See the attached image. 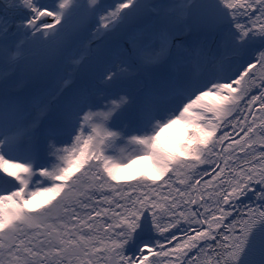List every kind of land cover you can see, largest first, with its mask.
I'll list each match as a JSON object with an SVG mask.
<instances>
[{"label":"snow or ice","instance_id":"snow-or-ice-1","mask_svg":"<svg viewBox=\"0 0 264 264\" xmlns=\"http://www.w3.org/2000/svg\"><path fill=\"white\" fill-rule=\"evenodd\" d=\"M90 3L97 7L85 14L94 16L100 6ZM77 6L58 0L57 11L37 0L11 6L0 0V34L7 37L10 16L18 15L26 18L17 28L56 40L65 35L62 19ZM141 7L140 0H121L100 16V26L123 23ZM172 7L180 17L201 9L209 26L223 25L220 47H230L235 59L225 67L228 53L214 56L219 71L198 80L189 71L162 74L136 104L137 135L129 143L139 150L127 160L113 158L123 136L104 123L119 105L85 112L88 89L69 98L59 119L39 134L37 117L29 122L24 106L0 101V173L18 185L0 183V264H264V131L257 128L260 122L264 129V0H181ZM175 38L164 25L144 33L140 70L198 64L201 52L195 59L174 55ZM0 55L8 57L6 42ZM124 73L123 64L120 71L106 67L100 83L110 88ZM225 125L239 138L221 131ZM61 135L74 143L54 153L62 162L50 170L41 163V141ZM178 232L183 239L173 244Z\"/></svg>","mask_w":264,"mask_h":264},{"label":"rangeland","instance_id":"rangeland-1","mask_svg":"<svg viewBox=\"0 0 264 264\" xmlns=\"http://www.w3.org/2000/svg\"><path fill=\"white\" fill-rule=\"evenodd\" d=\"M3 1L9 6L13 4V0H3ZM116 1L113 4H106V8L103 10L100 9L96 15L88 16L85 14V9L95 8L97 7V5L91 4L90 0H76L78 6L72 8L70 10L71 15L66 17L64 19V22L61 23V25H63V31L65 35L61 38H57L56 40H52L47 37L43 39L41 34L38 33H36L35 36H33L31 35L30 32L31 28L24 29L26 32L29 33V35L25 36L19 34L17 38L11 39V41L8 43L9 47L7 46V48L10 50L8 57L12 56L13 53H17V52L21 57L25 55L22 63L23 65L12 64V66L19 65V67H22L23 71L26 72L25 77H21L18 79L17 82H14L16 79L18 66H16L14 70L10 69L8 71H5V68L0 66V78H5V82L6 84H8L5 85V87L9 86L18 89L21 85H24L25 89L28 90L30 89V87H34V88L38 87L39 84H42L41 86H46V84H48V87L54 89L55 97L54 99H52V101H54L55 112L58 113L59 115H46L44 120H40V116L42 113H39L37 106L41 105L40 102L46 94H44L41 97L39 104L35 106V108H33L32 110L33 114L29 113L30 122L32 118L37 117L36 127L33 130L37 132V134H39L43 130V128L47 127L48 125H51L53 122L59 119L61 111L64 107L63 104H65V102L69 99V97L72 96L73 91L72 89L69 88V85L70 84L72 85L73 81L70 79L73 73L76 72L78 68V66L77 67L74 66L76 64L74 60L80 54L90 55L92 57V61L94 64L87 67L88 71L85 73V77L87 79V85L89 86L88 87V90L90 91L89 93L91 94L89 95V101H88V103L91 104V108L89 109V107H86L84 108V111L85 112L92 111L93 113L105 112L108 109H111L114 104L119 105V107L116 108L114 112H112V115L104 123L105 126L111 125L110 130L117 131L120 133L121 136H123V140L118 141L116 143L114 155H113V158L117 162H120L126 160L130 155H132L134 150H139V146H135L129 143L131 135H137V132L134 130V126L132 124V115L134 114L133 112H135L136 104L139 101V99L144 95V93L148 89L152 88L155 85V83L158 81L159 76L158 78L157 76H155V78L150 80V78L155 74L152 72L153 68L148 71L140 70V58L144 53L140 51L141 40L139 38L135 44H132L131 53L125 51L122 60L118 58V54H120V52L112 53L114 50L118 51V47L113 44V41H112V46L107 48V52L104 48H100L99 44L96 43L98 39L105 36V34L101 35V31L105 30L106 28L100 26V16L105 15L107 11L114 9V7L119 2H121V1L116 2ZM144 1L145 0H140V3H143ZM159 2L160 0H152L150 8L152 9L155 8L156 5L159 4ZM180 2L181 0H168V3L166 4L167 7L166 6L165 7L168 10H173V8L168 4L172 5L173 3H176L177 5ZM204 2L205 0H192V3L197 5L202 4ZM57 4L58 3H55L53 6H51L48 9L51 10L55 8L57 11H59ZM98 4L100 6V0H98ZM192 9L194 12V16H195L194 19L196 20V24L201 26L205 24L206 22L204 20L203 11L197 8H192ZM123 11L129 12L131 11V9H124ZM160 12L161 9L159 10L158 13ZM0 15H2V13H0ZM156 15L157 14H152V16L154 17H156ZM94 17L98 18L97 23L94 26L95 27L94 30H92V33L88 35L85 38V40L80 44L79 46L80 51L69 62V64H73L72 67H68L67 69L69 70H66V68L63 67V65L61 67L62 61L60 60V50L62 46L64 45L65 42L68 41V38L75 27L77 26L82 27L83 24L86 25L88 22L91 23ZM10 18H13V16H10ZM150 19L149 21H151ZM48 20H50L49 17L42 19V21L46 23ZM162 20L163 21L160 23L155 22L156 24L154 25V27L147 26L140 29L138 31L139 37H141L146 32L159 28L161 25L166 26L167 22L172 20L174 24V27L172 29L173 33L174 34L179 33V31L176 29V24L180 26L184 32V38L182 40L176 41L175 38L174 46L177 48V45L184 46L186 44H190V40L192 39L193 35L191 33V29L188 26L189 23H187L189 20V17L187 15L184 17L173 16L170 19L164 18ZM137 21L140 27L147 25V21L141 17H137ZM183 21L185 23L183 25H180V22ZM14 22L17 25L20 21H14ZM49 23H54L53 19L50 20ZM61 25H56V30L61 29ZM110 26H112V24H109V27ZM146 28L148 31H146ZM48 31L51 32L54 30L49 29ZM27 40L29 41L30 45H32L34 42L37 43V45L33 46L34 50L31 49ZM85 44H88V47H86L85 49H81V47ZM181 50L187 52L192 51V49L186 50L183 48ZM172 51L173 53H175L176 49L173 47ZM245 59H248V57L245 56ZM6 61L7 59H5L3 65L6 64ZM215 63H219V62H215ZM226 63H228V61H226ZM121 64L124 65V69H125L124 75L112 87L105 88L100 83L101 73L104 71L106 67H114L117 69V71H120ZM169 67L171 70H174L173 72L180 74H182L183 69H186V67L176 68V67H172V65L168 66V68ZM187 69L194 72L192 66H190V68ZM11 70L13 71L10 72ZM63 71H66L67 73H71V74L70 75L63 74L59 80V76ZM155 71L156 73L164 74L166 68L155 67ZM33 72H35V78L32 79ZM192 78H194V74L192 75ZM94 84L97 85V89L95 88V86L93 87ZM109 91H113V92L108 93ZM0 92H3V88H0ZM14 93L16 95H21L20 92H18L17 90H14ZM101 94H105L102 100L100 98ZM121 97L124 98L123 101L121 100ZM51 98H53L52 95H47L45 99L49 100ZM55 101L57 103H55ZM42 104L46 105V102ZM48 107L50 106H48L47 104V109ZM129 112L131 114H129ZM176 114L178 115V113ZM121 129L130 133V135H124V132L121 131ZM73 143H74V137L69 135H61L56 139H47L46 141L42 140L41 163L46 164V166L50 170L56 168L62 161L54 153L60 152L63 154V150L65 148L70 149ZM109 151H111V149ZM1 175H3V173H1ZM34 177L37 176H33L31 178L32 181L36 182L38 180V183L44 184L45 186H50L52 183V181L46 180L45 178H35L36 180H33ZM5 178H7V180L9 179L8 177ZM204 179L207 180L208 177H204ZM14 183L15 185L17 184L16 181H14ZM36 186H38L36 183L30 184V187L34 188ZM176 242L177 241H173V243ZM169 246L170 245H168V247Z\"/></svg>","mask_w":264,"mask_h":264},{"label":"clouds","instance_id":"clouds-1","mask_svg":"<svg viewBox=\"0 0 264 264\" xmlns=\"http://www.w3.org/2000/svg\"><path fill=\"white\" fill-rule=\"evenodd\" d=\"M108 1L109 0H105L104 2H102V0H100V9L101 10L106 8V4H108ZM115 1L116 0H114L113 3ZM119 1H121V0H117L116 2H119ZM151 1L149 2V7L151 5ZM55 3H58V0H50V4L47 7L50 8ZM167 3H168V0H165V1L164 0H160L159 4L156 5L155 8H153V9L150 8L151 9V12H150L151 16L148 18L146 26H141L140 27L139 24H138L137 18L135 16H133L126 22H123V23H119L118 22L115 25H112V26L108 27L107 29L102 30L101 31V35L105 34V36H103L100 39H98L96 41V43L99 44L100 48H104L106 50V52H107V48L112 46V41H113V44L118 47V51L114 50L112 53L120 52V49H121L122 53L120 52V54H118V58L120 60H122L125 51L131 53L132 52V44H135L138 41V38L141 40L142 36L139 37V35H138V31L140 29H142L143 27H147V26H150V27L153 26L154 27V25L156 24L155 22H159L160 23V22L163 21L162 19H164V18L170 19L173 16L180 17L178 15L177 10H174V8L172 7L173 5H176V3H173L172 5L168 4L169 6H171L173 8V10H168L166 8L167 7L166 6ZM160 9H161V12L158 13ZM152 14H157V15H156V17H154V16H152ZM187 16L189 17V20H188L187 23L190 24L194 20V17H195L194 16V12L189 10ZM149 19L151 21H153V22L149 21ZM97 20H98V18L94 17L91 23L88 22L86 25L83 24L82 27L77 26V28H74L75 34L79 33V31L82 30L83 28H87L88 27L86 35L81 37V40L84 41L85 38L92 33V30H94V28H95L94 26L96 25ZM63 22H64V19L61 21V23H63ZM184 23H185L184 21L180 22V25H183ZM118 24H120L121 26H117ZM166 26L172 31V29L174 27L173 21L171 20V21L167 22ZM219 26L220 25H216L215 28L212 31L203 30V28L200 27V26L197 27V28H193V27L190 26L189 28L191 29V33L193 35L192 39L190 40V44H186L184 46L179 45V47H177V48L173 45V47L176 49L174 55L178 53L181 57H184L185 59H187V57H189V56L196 55L197 52H201V54H205V55L206 54H219V53H221L223 51L222 49L219 48V45H221V40L218 38L219 35H217L216 33L220 31L221 34L223 35V29H219ZM16 29H17V27H16ZM19 29H20L19 34L24 35L22 33V29L24 30V29H27V28L20 27ZM176 29L179 31L178 34H175L176 41L182 40L184 38L183 29L180 26H178L177 24H176ZM42 31H43V29H41V32ZM146 31H148L147 28H146ZM26 33L28 34V32H26ZM31 33H33V32H31ZM37 33L41 34L40 32H37ZM14 34H16V36ZM14 34L10 37V40L13 39V37L17 38L19 36V34H17L16 31H15ZM70 36H69V38H70ZM71 37L73 38V36H71ZM83 41H81L80 43H76V45H75V48L78 50V52L80 51L79 46H80V44ZM28 43H29V41H28ZM34 45H37V43L34 42L32 45H30V43H29V46L31 47L32 50H34V47H33ZM128 47H129V49H128ZM0 48H2V43L0 44ZM182 48L186 49V50H191L192 49V51L191 52L182 51L181 50ZM81 49H83V46L81 47ZM79 56H82V55L81 54L78 55L77 58ZM77 58L75 59L76 61H77ZM91 62H92V64H94L93 61H92V57H91ZM68 65L70 66L69 63H68ZM0 66L4 67L5 71H8L10 69L9 63H7V61H6V64L3 65V62H1V59H0ZM190 66H192V67L193 66H199V63L198 64L197 63H191V64H188V65H185L184 63H180L179 65H172V67H176V68H181V67L190 68ZM212 66H216V68L212 69L210 72L219 71L218 67L221 66V65H220V63L213 62ZM168 70H170V67L166 68V71H168ZM182 71L185 72L186 69H183ZM152 72L156 73L155 67L153 68ZM190 74H191V76L194 74V77L195 76H199V73H195L193 71H191ZM207 74H204V75L206 76ZM61 76H62V73L60 74L59 78ZM21 77H25V73L22 74L20 76V78ZM1 80H3V79H1ZM44 94H46V95L42 98L40 104L46 102V105H47V99H45L46 96L47 95H52L53 96L52 99H54V97H55L54 89L53 88L51 89L50 87L47 89V91L43 92L38 97L39 98L38 100L37 99L31 100L28 97L23 98L21 95H16L14 93L13 89L8 90L7 94L1 100L8 99V100L16 101V100H19V99H26L27 101H31L30 103H24V105H23L27 109V115H29V113L33 114V111H32L33 108H35V106H37L39 104V101H40L41 97ZM45 114L48 115L47 111H46ZM40 120H44V116H42V117L40 116ZM35 178H38V177H34L33 180H36Z\"/></svg>","mask_w":264,"mask_h":264},{"label":"water","instance_id":"water-1","mask_svg":"<svg viewBox=\"0 0 264 264\" xmlns=\"http://www.w3.org/2000/svg\"><path fill=\"white\" fill-rule=\"evenodd\" d=\"M105 0H102V2H104ZM14 2V0H13ZM37 3L41 6H45L47 7L49 4H50V0H37ZM48 8V7H47ZM26 17H22V16H13V18H10L11 21H12V24L11 26L9 27V30H8V35L7 37H4L2 34H0V44L2 43V47L5 45V42L7 43V46H8V43L11 41L10 40V37L15 33L16 31V24L14 21H21L22 19H25ZM50 20L47 21V23H49ZM39 23V22H38ZM117 26H121L120 24H118ZM189 27H193V28H197V27H202L203 30H209V31H212L215 27H212V26H209L208 23H205L203 24L202 26L201 25H197L196 24V20L194 19L189 25ZM219 29H223V25H220L219 26ZM88 30V27L87 28H83L82 30L79 31V33L75 34L74 32V36L73 38L70 36V38L68 39L67 42L64 43V45L62 46L61 50H60V60L62 61L61 62V67L63 65L64 68L66 67H69L68 63L70 62V60L72 58H74L75 55L78 54V50L75 48V45L77 43V41H75L76 38L78 37H82V36H85L86 35V32ZM30 32H33V29L30 30ZM22 33L27 36L28 34L25 32V30L22 29ZM217 35H219V39L222 40V34L221 32H217L216 33ZM16 36V34H14ZM43 37V36H42ZM45 37H43L44 39ZM13 39H15V37H13ZM9 47V46H8ZM219 48L222 49V50H225L223 48L220 47L219 45ZM129 49V47H128ZM10 50L8 49V54H9ZM120 52L122 53V50L120 49ZM205 55V54H204ZM25 55L23 57H21L20 55L13 59L12 56H9L7 58V63H9L10 65V69H14L16 65H13L12 64H20V65H23V59H24ZM233 60V59H232ZM232 60L228 61V63H230ZM76 64L74 65L75 67L78 66L77 70H76V75L78 76L76 78V80L73 81V84L69 85V88L72 89V96L75 95L76 93L82 91V90H85V89H88V85H87V79L85 77V73L88 71L87 67L92 65V62H91V56H88L87 58H85L84 56H79L77 58V61L75 62ZM212 63L213 61H207V62H199V66H193L192 69L194 70L195 73H199V76H195L193 78V80H198L200 79L201 77L205 76L204 74H207L209 73L212 69L216 68V66H212ZM220 63V62H219ZM228 63H224V66L226 67ZM12 66V67H11ZM221 66L218 67V70L220 69ZM9 69V70H10ZM38 70V68H37ZM12 71V70H11ZM39 72V70H38ZM26 73L25 71H23V69L21 68H18L17 69V74H16V79L14 82H17L18 79L20 78V76L22 74ZM184 72L182 71V74ZM35 78V72H33L32 74V79ZM60 80V78H59ZM94 87V85H93ZM0 88H3V92H0V101H2L1 99L4 98V96L7 94L8 90L5 91L4 90V87L1 85V79H0ZM90 92V91H89ZM91 95V94H90ZM71 96V97H72ZM68 97V96H67ZM69 97V98H71ZM68 99V98H67ZM31 101H27L25 103H30ZM55 103H57L55 101ZM53 108L50 112V114L53 112V110L55 109V106H54V101H51L50 103ZM57 105V104H56ZM134 113V112H133ZM48 114V115H50ZM133 116V115H132ZM28 117V120L30 121V118H29V115H27ZM0 183H3L4 180H7V178H5L4 176L2 177V175L0 174ZM8 181H10V185H6V186H16L18 187V185L14 183L13 180H11V178L8 179Z\"/></svg>","mask_w":264,"mask_h":264},{"label":"trees","instance_id":"trees-1","mask_svg":"<svg viewBox=\"0 0 264 264\" xmlns=\"http://www.w3.org/2000/svg\"><path fill=\"white\" fill-rule=\"evenodd\" d=\"M113 1L114 0H109L108 1V4H113ZM237 19L242 23V24H247L248 23V20H247V17H244V16H239V17H237ZM75 28H77V27H75ZM81 41H83V40H78L77 41V43H80ZM86 47H88V44H85V45H83V49H85ZM0 59H1V61L2 62H5V57L4 56H2V55H0ZM74 62H76V60H74ZM16 66H18V68H21V69H23L22 67H19V65H16ZM15 66V67H16ZM15 69V68H14ZM13 69V70H14ZM12 70V71H13ZM12 71H10V72H12ZM9 72V73H10ZM0 79H3V80H1V85L4 87V90L5 91H7V90H10V89H13V90H17L18 92H20V94H21V96L23 97V98H25V97H28L29 99H31V100H33V99H39L38 97L43 93V92H45V91H47V89L49 88L48 87V84H46V86H41L42 84H39L38 85V87H36V88H34V87H30V89H28V90H26L25 89V87H24V85H21L18 89H15L14 87H9V86H6L5 87V85H8V84H6V82H5V78H0ZM28 93H27V92ZM254 92H256V94H258V91L257 90H254ZM258 107V105H256V106H254V110H255V108H257ZM46 113V112H45ZM45 113H42L41 114V117L42 116H44V118L46 117V114ZM247 113V110H245V112L243 113V114H234V117H235V119H242L243 118V115L244 114H246ZM230 120H233L234 118L233 117H230L229 118ZM248 119L249 120H251V117L249 116L248 117ZM54 123V122H53ZM259 123L260 122H258V124H257V128H258V130H260V131H264V129H260L259 128ZM49 126V125H48ZM229 131L230 133H232V135H233V139H238L239 137H237V136H235V134L232 132V129L230 128V127H228L227 125H225V126H223L222 127V129H221V131ZM239 129L237 128V131H238ZM220 133H218V135H219ZM257 138L259 139L260 137L259 136H257ZM231 141H227V143H230ZM127 160V159H126ZM203 167H207V165H202L201 166V168H203ZM202 187V186H201ZM249 195H251V194H249ZM237 207H239V204H237ZM195 227H200L199 225H195ZM175 231V230H174ZM165 235H167V234H165ZM183 236H184V233L183 232H178V239H177V242H179V240H182L183 239ZM176 242V243H177ZM173 244H175V243H173ZM169 247H171V245L169 246Z\"/></svg>","mask_w":264,"mask_h":264},{"label":"bare ground","instance_id":"bare-ground-1","mask_svg":"<svg viewBox=\"0 0 264 264\" xmlns=\"http://www.w3.org/2000/svg\"><path fill=\"white\" fill-rule=\"evenodd\" d=\"M149 1H151V0H145L143 3H141L142 5H143V7H141L140 8V10L138 11V13L135 15V17L137 18V17H141V18H143L144 20H148V18L151 16V9H150V7H149ZM2 2L3 3H5L3 0H2ZM46 17H42L41 19H45ZM50 18V20H52V18L51 17H49ZM71 36H74V30L72 31V33H71ZM76 41H78V40H81V37H78V38H76L75 39ZM254 47H258V45H255ZM227 52L228 53V56H227V59H225L224 60V62H226V61H230V60H232V59H235L234 57H232L231 55H230V52H231V49L230 48H228L227 50H223L221 53H219V54H206V55H204V54H201V56H200V59H199V62H207V61H213V62H219L218 60H216V61H214L213 60V57L215 56V57H219L222 53H224V52ZM111 52V51H110ZM82 56H84L85 58H87L89 55H87V54H83ZM195 56L196 55H192L191 56V58L192 59H195ZM189 57H187V59H188ZM72 65L73 64H70V66L69 67H72ZM68 67H66V70H69V69H67ZM171 70V69H170ZM169 71V70H168ZM172 72L174 71V70H171ZM186 71H189V72H191L190 70H188L187 69V67H186ZM167 72V71H166ZM63 74H71V73H67L66 71H63L62 72V75ZM162 75V73L161 74H159V73H155L151 78H150V80H152L153 78H155V76H157V78H158V76H159V78H160V76ZM78 76L76 75V72H74L73 73V75H72V77H71V79L70 80H72V81H74V80H76V78H77ZM158 78V79H159ZM94 86H95V88L97 89V85L96 84H94ZM96 89H95V91H96ZM113 91H109L108 93H112ZM104 95L105 94H101V100L103 99V97H104ZM27 100L26 99H19V100H16V102H18L19 104H21L22 106L24 105V103L26 102ZM51 101H52V98L51 99H49V100H47V104H48V106H50L49 108H48V110H47V113L48 114H50V112H51V110H52V108H53V106L50 104L51 103ZM99 102V101H98ZM64 105V104H63ZM87 106H84V108H86ZM178 113V112H177ZM129 114H131L130 112H129ZM50 115H59L58 113H56L55 112V109L53 110V112L50 114Z\"/></svg>","mask_w":264,"mask_h":264},{"label":"flooded vegetation","instance_id":"flooded-vegetation-1","mask_svg":"<svg viewBox=\"0 0 264 264\" xmlns=\"http://www.w3.org/2000/svg\"><path fill=\"white\" fill-rule=\"evenodd\" d=\"M190 10L193 12V9H190ZM19 31H20V29H16V33H17V34H19ZM28 35H29V33H28ZM28 35H27V36H28ZM31 35H33V34L31 33Z\"/></svg>","mask_w":264,"mask_h":264}]
</instances>
